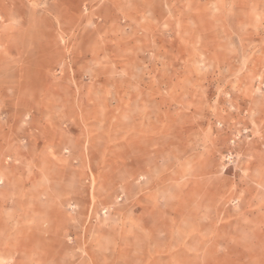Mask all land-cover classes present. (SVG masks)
Masks as SVG:
<instances>
[{
	"label": "rangeland",
	"instance_id": "rangeland-1",
	"mask_svg": "<svg viewBox=\"0 0 264 264\" xmlns=\"http://www.w3.org/2000/svg\"><path fill=\"white\" fill-rule=\"evenodd\" d=\"M0 264H264V0H0Z\"/></svg>",
	"mask_w": 264,
	"mask_h": 264
}]
</instances>
